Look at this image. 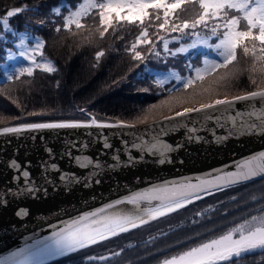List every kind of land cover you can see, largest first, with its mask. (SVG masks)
I'll list each match as a JSON object with an SVG mask.
<instances>
[{"label": "snow or ice", "instance_id": "obj_1", "mask_svg": "<svg viewBox=\"0 0 264 264\" xmlns=\"http://www.w3.org/2000/svg\"><path fill=\"white\" fill-rule=\"evenodd\" d=\"M62 8L68 9V15L63 18V30L72 36L80 37L77 42L79 47L95 45L97 39L103 41L110 33L115 36L125 27H135L139 30L138 34L130 46L126 45L124 48L133 61L144 63L149 56L166 61L167 58H175L178 55H189L197 49H209L216 58L210 59L206 56L202 66L187 64L186 67L194 75L184 77L178 72L170 71L163 79L158 78L157 86L162 87L170 80H175L177 84H182V88L175 89V93L185 94L177 95L170 89L167 99L151 105L145 110V114L137 117L134 122H103L81 108L79 111L89 117L87 120L5 126L0 128V136L45 129L134 128L137 124L147 125L150 115L156 109L165 107L169 110L174 107L182 108L176 111L175 116L164 117L165 120L171 121L193 113L230 110L242 101H264V0H79L75 9L67 3H62L51 11L60 15ZM26 10V5L14 8L7 11L5 18L0 20L5 33L19 38L15 47L20 51H9L7 59H16L18 55L29 65L17 68L14 75L8 76V81H19L24 76L33 78L37 70L47 74L58 71L54 62L44 54L46 42L43 39L32 36L30 32L17 33L9 27V18ZM89 17L93 20L92 24L87 22ZM39 23L44 24V21ZM55 31L61 32V27L57 26ZM4 38V35H0V41ZM117 39L122 40L123 36ZM105 54L102 48L95 52L97 63L94 67L99 65ZM37 57L41 59L38 60ZM242 57L244 63H241ZM244 73L248 74V81L254 90L230 95L227 89L234 88ZM17 107H20L18 103ZM45 114L35 111L28 113L29 116ZM251 115L256 116L260 124L249 127L254 131L258 128L264 134V112ZM3 119L0 117V122H3ZM104 147L109 145L105 143ZM171 150L170 146L162 143L152 144L149 148L152 155L158 153L165 157L160 159L161 164L166 162L167 153ZM91 164L92 161L87 160L81 167ZM13 166L18 167L15 162ZM96 166L99 167L98 164ZM237 167L235 172L207 178L197 177L195 183L173 182L145 192H137L126 201L118 202L132 205L136 214H108L106 208L90 212L69 221L58 231H54L46 241L13 253L9 259L0 260V264H49V261L58 257H68L175 214L207 196L244 184L256 177H264V152ZM23 175L27 178L28 172ZM61 179L67 178L62 176ZM26 191L33 193L39 189L28 187ZM236 199V196L232 197V200ZM257 199L255 195L252 196V200ZM112 207L115 205H108V208ZM207 211L209 209L197 212L196 215L202 217ZM27 214L26 209L17 212L21 217ZM123 251L124 249H120L99 257L92 255L86 259L111 261ZM257 252L264 258V206L257 209L256 214L233 224L213 238L187 247L177 254L165 255L159 259V264H244L249 256Z\"/></svg>", "mask_w": 264, "mask_h": 264}, {"label": "water", "instance_id": "obj_2", "mask_svg": "<svg viewBox=\"0 0 264 264\" xmlns=\"http://www.w3.org/2000/svg\"><path fill=\"white\" fill-rule=\"evenodd\" d=\"M260 112L264 101H242L230 110L171 121L164 116L134 128L45 129L0 136V260L46 241L90 212L106 208L108 214L134 215L135 208L123 212L132 205L118 202L137 192L237 171L238 165L264 152V134L249 127L260 124L251 115ZM161 143L172 149L163 164L159 161L165 157L149 152L152 144ZM87 160L92 164L81 167ZM260 179L264 177L251 181ZM28 187L39 191L29 193ZM110 204L115 207L108 208ZM20 209L28 214L18 216Z\"/></svg>", "mask_w": 264, "mask_h": 264}, {"label": "trees", "instance_id": "obj_3", "mask_svg": "<svg viewBox=\"0 0 264 264\" xmlns=\"http://www.w3.org/2000/svg\"><path fill=\"white\" fill-rule=\"evenodd\" d=\"M78 2L79 0H0V14L17 7L27 6L28 10L9 18V27L17 33L30 32L32 36L43 39L46 42L44 54L58 68V71L53 74L36 71L33 78L24 76L11 85L9 81H2L0 97L7 102L8 111L3 116L4 119L0 122V126L10 123L75 119L81 108L86 109L100 120H122L131 123L141 116L140 113L145 104L151 102L150 95L157 100L161 94L162 96L168 94L167 91L171 85H167L169 88L157 86L154 75L148 67L138 61H133L124 50L126 45L130 46L138 34L137 28L127 27L125 31H118L115 36L110 33L103 41H98L92 46H78L77 42L80 37L72 36L64 31L63 21H59V15L51 11L53 7L60 6L62 3H67L73 8ZM61 10V13L68 11L67 8ZM96 19L98 21V17ZM40 21H44V24H40ZM57 26L61 27L59 33L55 31ZM72 27L75 31V26ZM6 34L9 33H5L0 25V35ZM119 36H123V39H117ZM4 40L0 41V62L1 55L4 56L7 52L6 47H9V43L4 44ZM101 48L106 54L101 58L99 65L94 67L97 63L95 52ZM186 57L178 55L170 60L181 63L185 66L184 71L186 72L188 70L186 65L192 63L188 62L189 58ZM162 60L155 59L157 63ZM137 64H140L139 67ZM241 77L247 80V85H250L247 73ZM146 82L153 91L150 94L139 96L135 93L136 87ZM246 88L237 89L238 92L234 95L245 90H254L252 85ZM17 103L20 105L19 110L15 107ZM33 111L46 114L29 116L28 113ZM169 114L149 118L148 122ZM223 230L224 228L216 229L205 234V236L210 235L209 237L188 242L176 248L175 251L191 247ZM244 264H264V258L257 252L249 256Z\"/></svg>", "mask_w": 264, "mask_h": 264}, {"label": "rangeland", "instance_id": "obj_4", "mask_svg": "<svg viewBox=\"0 0 264 264\" xmlns=\"http://www.w3.org/2000/svg\"><path fill=\"white\" fill-rule=\"evenodd\" d=\"M74 8L75 7H73V9ZM3 14H0V20L5 18L6 13ZM67 15H68V11L62 12L58 17L59 21H63V18ZM87 22L89 24H92L93 23L92 18L89 17ZM125 28L121 29L120 31H125ZM4 37H5L4 44L9 43V47H6V51H7L6 54L4 56L1 55L0 84L2 81L5 80L8 81L7 79L8 76L14 75L16 73L17 68L29 66L27 61L23 60V58H20L18 55L16 59L13 60L7 59L9 51L13 53H18L20 51V49H17L15 47L16 43L19 42V38L18 36L13 37L10 33L4 35ZM98 41L100 40L97 39L96 42ZM177 46L178 45H170V47H177ZM185 56L189 58L188 62H192L191 64H193L194 66H202V62L206 56L210 59L216 58L215 54L211 52V50L209 49L193 50L191 54ZM46 57L48 58V56ZM37 59L39 60L41 58L37 57ZM155 59L158 60L154 56H149L144 63H140V64L146 65L148 67V69L154 75V79L156 81L158 78L163 79L164 77L168 76L170 74V71L178 72L181 76L184 77L189 75H194V73L191 74L188 73L190 72L189 70L185 72L184 71L185 66H183L178 61L170 60L171 58H167L166 61L162 60L159 63H157ZM241 63H244L243 57L241 58ZM241 78L242 77H240L239 82L235 85L234 88L227 89L230 95H234V93L238 92L237 89H247L246 88L247 86H251L246 84L247 80H244L245 78L242 79ZM9 82L11 85L15 81H9ZM27 82H29V80ZM32 84L34 83L32 82ZM167 85H171V87L169 88ZM163 86L168 87L169 90L170 89L173 90L174 94L177 95L185 94L183 92L175 93V89L182 88V84H177L175 80H170L169 82L165 83ZM143 89H147V91H143ZM169 90L167 91L168 93L167 95L162 96L161 94L157 98V100H154V97L150 95L151 102L149 104L148 103L145 104V107H143L142 112L140 113L141 116L145 114V110L148 109L151 105L159 104L161 100L167 99L169 96ZM152 91L153 90L151 86L146 82L143 85H137L135 93H137L139 96H143L145 94H150ZM157 95H159V93H157ZM15 107L17 110H19V108L16 105ZM180 110H182V108L180 107H174L171 110H169L167 107L162 109H156L154 113L150 115V118L167 113L174 114L176 113V111H180ZM7 111H8L7 102H5L3 97H0V117H3L7 113ZM87 119L88 118L81 111H79L78 117H76L75 119H68V120H87ZM97 119L100 120L99 118ZM51 121H62V120H51ZM13 122L18 123L16 121ZM8 125L11 126L17 124L10 123L4 126H8ZM244 185H247V187H245L244 190L245 193H248L249 195L240 196L241 194H239V192L243 189L242 187ZM253 195L258 197L257 200H260L262 197H264V179L247 182L240 185H235L229 189H226L223 192H218L215 195L207 196L204 199L199 200L192 205H189L187 208L182 209L175 214H172L168 217L152 222L146 226L133 230L132 232L122 234L116 238L105 241L101 244L95 245L88 249H84L81 252L72 254L68 257H58L55 260L49 261V264H159V259L163 258L165 255H173V254H177L179 251L185 250L183 249V250L175 251L176 248L182 247L186 243L191 241L190 239L193 236H195L197 233H199L205 227L206 223L209 222L212 225H216L220 221L221 218L218 219L217 217H213V219L211 220H206L205 222H202L205 219L206 215L209 214V211L212 209V206L216 201L222 199L232 200L233 196L237 197L236 200L240 199V200L248 201V200H252ZM254 201L255 200H253L252 202ZM205 209H209V211L205 212L202 217L196 215L197 212H204ZM193 221L196 222L194 223ZM165 233H167V235H165ZM213 237L214 236L210 238ZM203 241L204 240H202L201 242ZM120 249H124L122 254L119 257H114L111 261H104V262L87 261L86 259L88 256H92V255H95L97 257L103 255H110L113 251H119ZM152 258H155L156 260H154V262L152 263H149V261L145 262V260H150Z\"/></svg>", "mask_w": 264, "mask_h": 264}, {"label": "flooded vegetation", "instance_id": "obj_5", "mask_svg": "<svg viewBox=\"0 0 264 264\" xmlns=\"http://www.w3.org/2000/svg\"><path fill=\"white\" fill-rule=\"evenodd\" d=\"M245 187H247V185H244L242 187L243 189L239 192V194H241L240 196L249 195L248 193H245L244 190ZM262 199H264V197H262L260 200H255L254 202H252L253 200L245 201L240 199L239 200L222 199L216 201L212 206V209H214V211L211 209L209 211V214L206 215L205 219L202 222H205L206 220H211L213 219V217H217L218 219L221 218L220 221L216 225H212L209 222L206 223L205 227L199 233L193 236L190 240L193 241V240L202 239L204 237H209L210 235L205 236V234L211 233L216 229L224 228L223 231H225L233 224L242 221L244 218H247L252 214H256L257 209L264 206L262 205ZM191 241H189V243ZM154 260L156 259L152 258L150 260H145V262L149 261V263H152L154 262Z\"/></svg>", "mask_w": 264, "mask_h": 264}, {"label": "bare ground", "instance_id": "obj_6", "mask_svg": "<svg viewBox=\"0 0 264 264\" xmlns=\"http://www.w3.org/2000/svg\"><path fill=\"white\" fill-rule=\"evenodd\" d=\"M142 206H147V205H142ZM124 211L132 212V211H134V207H129V208L123 209V212Z\"/></svg>", "mask_w": 264, "mask_h": 264}]
</instances>
